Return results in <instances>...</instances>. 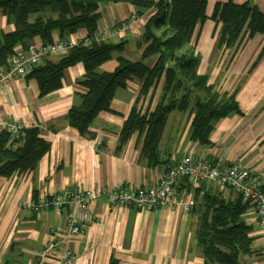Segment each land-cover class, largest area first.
Masks as SVG:
<instances>
[{"label": "crops", "instance_id": "1", "mask_svg": "<svg viewBox=\"0 0 264 264\" xmlns=\"http://www.w3.org/2000/svg\"><path fill=\"white\" fill-rule=\"evenodd\" d=\"M154 2L159 0H153ZM208 19L202 25L196 41L200 55L199 71L208 74L209 82L229 94L236 92L242 114L232 113L221 118L210 135V144L188 139L191 122L189 111H174L160 142L161 163L149 167L141 161L143 138L135 133L117 151L125 120L136 103L140 85L134 80L127 88H118L111 102L112 111L97 115L90 133L80 134L68 125L70 108L80 102L82 88L77 81L83 77L82 63L65 69L62 87L44 96L33 77H14L7 85L0 84V131L11 122L23 126H39L42 137L51 147L32 172L0 176V264H33L51 239L54 230L62 234L66 214L58 217L52 210L35 212L26 204L41 195L60 190L99 189L101 195L91 205L95 220L80 234L69 239L74 254L73 264H203L197 249L191 212L157 208L147 210L110 203L108 190L119 187H145L158 182L173 163L191 154L212 160L237 162L264 179V57L252 68L264 47V34L245 36L233 48L219 44L221 23L211 19L217 3L228 0H206ZM238 4L252 2L264 12V0H232ZM98 30L101 39L109 42L127 41L126 55L137 59L141 55L138 41L143 29L135 24L123 29L122 23L138 8L128 2L101 4ZM156 12L145 10L143 24ZM144 27V26H143ZM14 24L0 11V31L14 30ZM87 31L81 29L70 38L81 40ZM59 35L54 34V38ZM42 44L40 36L33 40ZM61 55H48L41 63L55 61ZM112 59L101 69L112 71L117 66ZM7 65L0 64V69ZM140 104L145 108L148 102ZM158 96L154 100L156 104ZM205 183L204 189H201ZM200 189L197 194V190ZM219 192L234 199L235 192L214 181H179L178 190L201 201L205 190ZM252 227V248L256 254L242 257L246 264H264V227L258 221L252 205L244 212ZM63 245V243H62ZM66 245V244H65Z\"/></svg>", "mask_w": 264, "mask_h": 264}, {"label": "trees", "instance_id": "2", "mask_svg": "<svg viewBox=\"0 0 264 264\" xmlns=\"http://www.w3.org/2000/svg\"><path fill=\"white\" fill-rule=\"evenodd\" d=\"M112 2L131 3L139 15L152 7L156 9L143 27L137 45L141 55L137 59L126 55V40L114 43L98 36L100 5ZM206 5V0H0V11L15 27L10 32L0 31V64L7 65L15 48L26 47L36 36L48 44L56 33L67 40L85 29V38L57 60L34 67L28 77L37 80L40 95L44 96L62 87L66 68L84 65L85 73L77 81L82 88L80 102L67 114L68 125L82 135L90 133L97 115L112 111L110 105L118 88L138 81V98L123 124L117 151L138 133L143 138L140 159L154 167L161 163L160 142L172 112L189 111L188 139L201 144L211 143L210 135L221 118L242 114L237 91L229 94L218 90L209 82L208 74L199 71L201 58L195 41L208 19ZM211 19L221 23L219 44L224 48H233L245 36L264 34V12L250 1L217 3ZM263 57L264 47L252 68ZM112 59L118 63L114 70L101 69ZM148 97L144 108L140 101ZM11 138L7 128H2L1 177L34 171L51 147L39 126H22L17 139ZM201 186L204 189L205 183ZM37 200L38 197L34 201ZM250 205L241 193L231 199L211 189L205 190L200 202L196 201L191 210L196 217L192 227L203 264H246L242 257L257 253L252 248V227L244 218Z\"/></svg>", "mask_w": 264, "mask_h": 264}, {"label": "built area", "instance_id": "3", "mask_svg": "<svg viewBox=\"0 0 264 264\" xmlns=\"http://www.w3.org/2000/svg\"><path fill=\"white\" fill-rule=\"evenodd\" d=\"M143 20L138 13H135L122 23V27L127 29L135 24L137 29H143ZM98 36L100 37L99 32ZM77 43L78 40L74 38L64 40L58 37L48 44L38 45L31 42L26 47H16L14 54L8 58L7 67L0 69V84L7 85L14 77L27 76L44 57L63 55ZM22 126L19 122H11L5 126L11 133V140L17 139ZM182 179L196 182L214 181L221 187L232 189L235 194L241 193L244 200L251 203L260 225L264 227V179L260 174L237 162L227 163L222 159L212 160L205 156L196 157L188 154L177 159L166 169L154 185L113 188L108 190L107 194L110 203L114 205L135 206L150 211L157 208H171L189 213L196 200L178 190L179 181ZM100 195L99 189H64L49 196L41 195L37 201L26 204L35 212L52 210L58 217L66 214L62 234L59 235L58 229L52 231L51 239L33 264L74 263V254L68 247L69 239L80 234L94 222L91 205Z\"/></svg>", "mask_w": 264, "mask_h": 264}, {"label": "rangeland", "instance_id": "4", "mask_svg": "<svg viewBox=\"0 0 264 264\" xmlns=\"http://www.w3.org/2000/svg\"><path fill=\"white\" fill-rule=\"evenodd\" d=\"M219 90V89H218ZM221 91V90H220ZM223 92V91H222Z\"/></svg>", "mask_w": 264, "mask_h": 264}]
</instances>
